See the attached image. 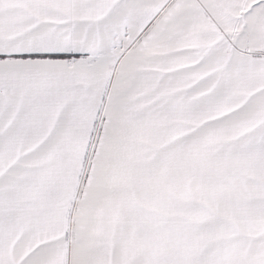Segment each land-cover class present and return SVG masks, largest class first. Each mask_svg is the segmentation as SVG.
I'll list each match as a JSON object with an SVG mask.
<instances>
[{
	"label": "snow or ice",
	"instance_id": "1",
	"mask_svg": "<svg viewBox=\"0 0 264 264\" xmlns=\"http://www.w3.org/2000/svg\"><path fill=\"white\" fill-rule=\"evenodd\" d=\"M0 264H264V0H0Z\"/></svg>",
	"mask_w": 264,
	"mask_h": 264
}]
</instances>
